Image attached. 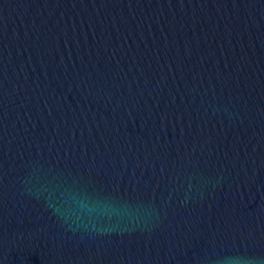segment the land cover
<instances>
[{
	"label": "water",
	"instance_id": "obj_1",
	"mask_svg": "<svg viewBox=\"0 0 264 264\" xmlns=\"http://www.w3.org/2000/svg\"><path fill=\"white\" fill-rule=\"evenodd\" d=\"M0 264H264V0H0Z\"/></svg>",
	"mask_w": 264,
	"mask_h": 264
}]
</instances>
